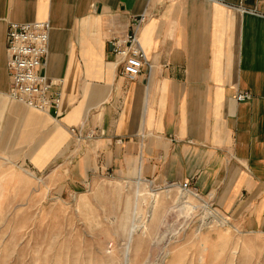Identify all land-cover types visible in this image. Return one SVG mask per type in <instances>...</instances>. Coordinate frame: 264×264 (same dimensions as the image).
<instances>
[{
    "label": "crops",
    "instance_id": "1",
    "mask_svg": "<svg viewBox=\"0 0 264 264\" xmlns=\"http://www.w3.org/2000/svg\"><path fill=\"white\" fill-rule=\"evenodd\" d=\"M140 17L148 64L129 82L112 41ZM35 22L52 25L42 74L61 103L49 113L10 96L9 29ZM5 150L37 170L62 164L69 185L190 183L264 235V0H0Z\"/></svg>",
    "mask_w": 264,
    "mask_h": 264
},
{
    "label": "rangeland",
    "instance_id": "2",
    "mask_svg": "<svg viewBox=\"0 0 264 264\" xmlns=\"http://www.w3.org/2000/svg\"><path fill=\"white\" fill-rule=\"evenodd\" d=\"M9 153L0 151V264H264V235L206 196L135 179L69 185L62 164L37 170Z\"/></svg>",
    "mask_w": 264,
    "mask_h": 264
},
{
    "label": "built area",
    "instance_id": "3",
    "mask_svg": "<svg viewBox=\"0 0 264 264\" xmlns=\"http://www.w3.org/2000/svg\"><path fill=\"white\" fill-rule=\"evenodd\" d=\"M144 22V17L134 20V33L112 41L113 54L122 66L121 77L129 82L138 81L148 64L146 52L137 34ZM51 29V23L35 22L13 24L8 32V68L12 83L10 96L16 102L43 113L57 111L61 103V96L53 90V83L42 74L49 55ZM250 98L249 93L237 96L238 102H246ZM72 132L76 133V130L73 129ZM180 187L185 192L191 190L190 183Z\"/></svg>",
    "mask_w": 264,
    "mask_h": 264
},
{
    "label": "bare ground",
    "instance_id": "4",
    "mask_svg": "<svg viewBox=\"0 0 264 264\" xmlns=\"http://www.w3.org/2000/svg\"><path fill=\"white\" fill-rule=\"evenodd\" d=\"M137 227H135V224H132V229H131V232H130V239H129V241H131L132 240V237H133V235L135 234V229H136ZM129 262V261H128ZM129 264V263H128Z\"/></svg>",
    "mask_w": 264,
    "mask_h": 264
}]
</instances>
